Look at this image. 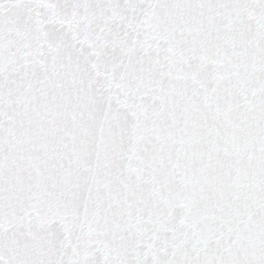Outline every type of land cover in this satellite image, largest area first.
Listing matches in <instances>:
<instances>
[{
	"label": "snow or ice",
	"instance_id": "snow-or-ice-1",
	"mask_svg": "<svg viewBox=\"0 0 264 264\" xmlns=\"http://www.w3.org/2000/svg\"><path fill=\"white\" fill-rule=\"evenodd\" d=\"M0 264H264V0H0Z\"/></svg>",
	"mask_w": 264,
	"mask_h": 264
}]
</instances>
